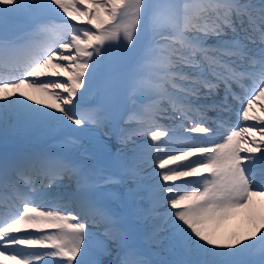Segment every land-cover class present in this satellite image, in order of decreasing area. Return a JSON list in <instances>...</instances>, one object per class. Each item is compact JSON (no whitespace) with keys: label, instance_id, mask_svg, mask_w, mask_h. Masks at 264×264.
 <instances>
[{"label":"snow or ice","instance_id":"6c2138e0","mask_svg":"<svg viewBox=\"0 0 264 264\" xmlns=\"http://www.w3.org/2000/svg\"><path fill=\"white\" fill-rule=\"evenodd\" d=\"M261 101L264 0H0V264H264Z\"/></svg>","mask_w":264,"mask_h":264},{"label":"bare ground","instance_id":"6f19581e","mask_svg":"<svg viewBox=\"0 0 264 264\" xmlns=\"http://www.w3.org/2000/svg\"><path fill=\"white\" fill-rule=\"evenodd\" d=\"M260 103H264V101L257 102L256 104L257 111L259 110ZM233 119H235V117H233ZM50 147H54V145H51ZM248 227H249V218L247 216H242L226 223L221 228V234L225 238H227L229 236H232L233 234H240L244 232ZM113 257H115V255L111 256V258Z\"/></svg>","mask_w":264,"mask_h":264},{"label":"rangeland","instance_id":"374dc122","mask_svg":"<svg viewBox=\"0 0 264 264\" xmlns=\"http://www.w3.org/2000/svg\"><path fill=\"white\" fill-rule=\"evenodd\" d=\"M37 143H39V141Z\"/></svg>","mask_w":264,"mask_h":264}]
</instances>
